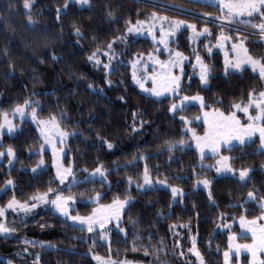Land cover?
I'll return each mask as SVG.
<instances>
[{
	"label": "trees",
	"instance_id": "trees-1",
	"mask_svg": "<svg viewBox=\"0 0 264 264\" xmlns=\"http://www.w3.org/2000/svg\"><path fill=\"white\" fill-rule=\"evenodd\" d=\"M164 1L184 5L195 14L165 9L153 3L156 0H90L85 7L71 2L65 7V0H32L30 9H24L23 0H0V112L11 114L15 104L27 98L39 102L40 118H47L52 113L59 117L61 112L64 113L62 127L76 133L68 139L64 161H71L76 177H82L84 169L90 171L98 163L109 169L107 183L81 180L68 187L59 185L50 165V154L40 151L42 140L36 128L27 119L16 120L18 130L13 135L3 134L0 137V148L6 149L11 145L16 153L11 167L7 164L6 155L0 161V189L7 179L14 181L0 195V206L13 195L23 201L49 187L64 194H74L76 206L72 211L80 214L90 211L93 203L86 202V199L97 192L102 193L101 202L116 196L123 198L125 194L132 197L120 222L125 231L121 232L116 225H111L107 243L100 240L99 230L93 236L86 230L72 227L49 206L38 207L26 216L9 212L6 223L17 231L8 236L0 235V262L3 264H7L8 260H12L13 264H37V256L38 264H96L92 257L94 254L104 259L110 257L114 261L126 258L139 264H159V261L197 264L195 255L188 251L192 245L190 235L196 237V247L205 264H223L229 231H237L239 226L233 223L230 229H226L219 225L234 222L241 213L248 219L260 216L258 200L243 201L250 188L257 190V197L264 195V168L260 167L264 163V154L258 151L259 139L255 137L244 144L223 149L233 158L230 161L233 167L249 166L253 169L246 184L234 176L215 177L212 167L216 157L200 158L197 150L188 145L189 133L180 120L181 115L187 116L189 127H195L201 133L203 125L194 122L201 115L200 104L188 105L174 115L168 112L171 98H153L131 82L130 61L134 59L133 54L155 52L153 42L145 37L129 35L125 41L114 45L118 55L112 61L114 71L107 77L112 81L111 85L105 83L102 65L96 67L87 60L97 45L104 47L113 36L124 32L126 20L134 24L138 19H148L155 11L206 22L199 19L198 13L214 8L195 0ZM108 11L113 12L115 19L107 16ZM28 15L33 17L31 25L27 22ZM73 22L81 27L82 36L73 34ZM217 27L213 30L217 31ZM244 34L250 36L245 41L250 54H264V43L259 36L255 37L250 32ZM172 44L190 57L199 53L211 68L205 86L197 77L188 75L182 83L181 95L199 93L211 106L204 110L220 108L225 113L234 111L230 107L234 101L246 102L249 90L258 93L264 89V81L249 68L225 74L221 53L208 54L203 45H198L192 52L186 31L179 33ZM54 55L59 59L54 60ZM101 59L107 62L106 57ZM9 63L14 71L9 68ZM90 83L94 90L88 88ZM134 111L138 114L135 120ZM141 120L146 123L141 124ZM134 124L135 132L131 130ZM184 133V147L177 145L169 153L163 142L178 140ZM98 134L110 140L113 148L108 149L98 139ZM141 155L146 159L140 160ZM41 158L45 167L33 173L32 167ZM145 165L153 179H163L181 188L182 198L171 203L168 190L155 187L143 191L129 185V176L133 181H141ZM202 177L211 180V200L202 188L194 186L195 181ZM221 213L225 214L224 220L219 218ZM185 222L188 227H179ZM173 224L177 227L170 229ZM246 239L247 236H238V240ZM24 240L42 243L25 244ZM133 245L136 246L135 251ZM144 248H148L150 253L156 248H163L164 251L145 255ZM181 251L184 252L183 257L179 255ZM231 264H237L235 256L231 257ZM239 264H249L247 254L240 256Z\"/></svg>",
	"mask_w": 264,
	"mask_h": 264
},
{
	"label": "snow or ice",
	"instance_id": "snow-or-ice-1",
	"mask_svg": "<svg viewBox=\"0 0 264 264\" xmlns=\"http://www.w3.org/2000/svg\"><path fill=\"white\" fill-rule=\"evenodd\" d=\"M71 2V0H65V7ZM199 2V0H197ZM220 5L221 14L216 17L217 20L221 21V34L217 35L216 41L218 47L223 50L224 41L232 40V37L223 35V27L224 22L226 21L229 25L232 23H240L245 25L246 27H251L257 31L251 33V35H259L261 39H264V0H210L209 4L206 6H215L216 3ZM76 4L80 5H88L90 0H75ZM32 6V0H23L24 9H30ZM226 10V11H225ZM258 15L259 23H254L253 18ZM107 16L115 19L113 12L108 11ZM204 16L210 17V13H204ZM247 16L249 19L244 20L243 17ZM60 18V9L57 10V19ZM149 21H152L151 23ZM27 22L29 25L33 24V17L31 15L27 16ZM160 23V34L159 37L155 35L154 29L155 24ZM167 23L169 25L168 29L164 28V24ZM126 27L124 32L120 35L113 36L110 40H108L107 44L104 47L97 45V47L87 56V60L89 62L94 63L96 67H100L102 65L103 70L105 72V83L111 85L112 81L107 77L114 71V66L112 65V61L117 59V52L115 50L114 45L118 41H125L126 37L136 33H143L144 28L143 25L147 24V34L152 37L153 42H157L164 46L163 51L169 53V59L166 61H160L155 58L152 52L147 53L149 59L152 63L159 64L160 68L163 69L162 73H158L153 69L151 73L147 72V65L143 60V53H134L130 63L132 64V80L135 84H137L145 93H150L152 96L161 97L165 94L172 96V103H170L168 107V112L175 113L177 111H181L183 108L187 107L190 102H198L200 104L201 111H203V115L205 117L204 123L206 125L205 132L203 136L197 135L195 130L192 128H187L189 124V118L187 116L181 115L180 120L183 121L184 126L187 128V132L192 134V139L195 141L196 148L203 158L205 155V149H209L214 156H218L219 158L216 161L215 170L218 174L222 173H232L235 177L238 173L239 181L246 184L247 177L250 172L253 171L249 166H242L240 168H235L230 163L233 159L230 156L220 155V151L223 147L231 148L233 141H239L241 144L250 140L251 137L258 133L260 140V148L258 151H261V154H264V89L260 90L258 93L254 90H249L247 102L243 100L234 101L230 107L231 109L238 110L243 112L247 117V123H241V120L237 117L235 111H228L227 113L220 110V108L212 109V120L208 119L210 113L208 111H204L205 108H209L211 106L205 103V99L199 93L188 96L181 95L182 89V79L181 74H177L173 72L174 68H179L181 73L183 71V61L187 60L182 52L176 51L169 48L170 37L175 34V32L181 28L183 25H187V28L191 30L193 36H200L202 34L209 32L208 27L205 25L197 31V26L192 23H188L185 20H179L174 18H169L167 16L159 15L157 12L153 11L151 16L147 20H137L135 24H133L130 20L125 21ZM72 32L77 37L82 36L81 27L75 22L72 23ZM192 37L190 36V39ZM247 36H241L240 30H237V35L235 40L232 43V51L236 53L235 59H228V53H225V61L224 68L225 74H228L229 69H234L236 71H241L244 65H248L255 72L258 70L260 79L264 81V54L261 56H254L250 54L249 49L245 46V41ZM208 51L211 52L212 49L208 48ZM106 57L107 62L101 59V57ZM54 60L59 59L55 55L52 57ZM140 66H143L145 69V75H138V69ZM194 67L199 68V79L201 84H206L210 75L211 68L210 66L204 62L199 53L195 54V64ZM9 68L13 69V65L9 63ZM14 71V69H13ZM151 79L152 88H147L145 86L144 80ZM89 89H93V85L90 83L88 85ZM121 100L124 97H120ZM220 103V101H217ZM255 105L256 114L252 115L249 112V108ZM40 110V105L38 101H33L31 99H24L22 103H17L11 109L12 113L19 114L21 118L30 115L33 122L37 124V130L40 133L41 138L45 141L46 144L52 147L53 151V166L56 171V179L59 180L60 184L63 185L65 181H69V186L72 184L78 183L73 165L71 162L67 165V167L63 165H57L56 157L58 153H63L64 142L69 136H73L76 133L67 131L62 127V120L64 118V113H60L59 117L52 113L47 118H40L38 116V111ZM133 119L135 120L138 115L137 112H133ZM198 119V118H197ZM146 123V121L141 120V124ZM7 126L8 132L13 133L17 127L13 123L12 120L8 118L7 112H0V128ZM133 132L136 131L135 124L132 129ZM186 133L182 134L181 138L175 141L165 140L163 143L167 148L169 153H172L173 150L179 145L181 148L186 144V140L183 138ZM59 136V143L61 147L59 149L55 146V137ZM98 139L102 140V143L106 145L108 149L113 148V143L107 138L100 137L98 134ZM41 150H43L44 145L41 144ZM32 149L29 148V152ZM7 156L9 167L12 166L16 159L15 149L9 145L6 149L0 148V157ZM140 160L146 159L145 156H139ZM171 159V157H170ZM44 164L43 158H41L38 164L32 167V172L35 173L39 169L40 165ZM204 167V165H201ZM261 168H264V163L261 164ZM85 173L88 172V169L83 170ZM109 169L103 167L102 164H97L94 169L91 170L89 174L93 178H99L101 182L107 180ZM195 174V173H194ZM89 175L85 176V181L89 179ZM71 177V180H69ZM180 177H177L179 179ZM129 185L132 184L133 178L131 176L127 177ZM5 186L13 185L14 181L9 178L5 182ZM156 183L167 185V181H157ZM202 184L205 189L209 188L211 184V180L208 178L198 179L196 181V185ZM195 186V185H194ZM152 187H154L153 181L151 179L149 169L147 165L143 170L142 174V183L137 182L136 188L138 190L148 191ZM172 197L175 198L178 195L182 196L183 191L177 185H170ZM49 193L52 196H49ZM81 195H83L81 193ZM102 193H95L94 196H90V202H97L101 198ZM132 197L128 194H125L123 198L120 196L114 197L110 204L107 205H99L98 208H93L92 212L88 215H80L79 213L73 215L72 214V205L75 201L74 194L65 195L62 191L58 189H54L49 187L46 191L40 192L37 191L30 195L26 200H18L15 195H13L8 201L5 202L2 206H0V234L5 236L10 235L17 231L15 227H9L6 223L5 216L6 213L11 210L16 213L18 216L20 214L27 215L31 213L34 209H36L41 204H51L55 211L60 213L62 217L65 218L66 221L72 222V227H79L81 231H87L88 233H92L95 236L97 228L100 230V237L103 239L108 231L110 230V225L112 221L116 222V227L119 231L124 232L125 229L120 227L121 222V211L125 209L126 205L131 201ZM209 199H212L211 192H209ZM253 200H258L260 207V216L259 219H264V195L257 197V190L255 188H250L246 196L243 197V201L245 203ZM243 205L241 204V207ZM247 209H245V212ZM158 215H163V213H158ZM221 220H224L225 214L221 213ZM258 218L248 219L244 213H241L239 216V222L241 229H247L248 232L252 233V243H244L239 244L235 243L237 239V234L235 232L229 231L228 235V249L224 251V264H229L230 255L234 249L235 257L237 264H239V259L241 255V250H247L250 259L249 264H264V259H261L260 256L264 255V226L256 227V221ZM222 228L230 229L231 222H224L219 225ZM44 227V225H41ZM177 225L173 224L170 226V229L176 228ZM179 227H188V223L185 222L180 224ZM174 235H179V233H174ZM190 240L192 241V246L188 249L189 252L193 253L199 264H204L203 257L199 250L196 247V237L190 235ZM241 238H243V233L241 234ZM23 243H42V242H33L24 240ZM95 243V240H94ZM177 246H180L179 240L176 241ZM54 247V246H51ZM133 250H136V246L133 245ZM26 252L27 249H24ZM91 251V249H90ZM145 255L159 253L164 251L163 248L153 249V253H150L148 248L143 249ZM181 257L184 256V252L181 251L179 253ZM93 259L97 260L99 264H134L133 261L124 260L114 261L111 258L103 259L98 255H93ZM37 264L39 261V256L36 257ZM157 260L159 261V256L157 255ZM3 264V262H0ZM7 264H13L12 260H8ZM159 264H166L165 261H159Z\"/></svg>",
	"mask_w": 264,
	"mask_h": 264
},
{
	"label": "rangeland",
	"instance_id": "rangeland-1",
	"mask_svg": "<svg viewBox=\"0 0 264 264\" xmlns=\"http://www.w3.org/2000/svg\"><path fill=\"white\" fill-rule=\"evenodd\" d=\"M157 2H153V3H155V4H157L158 6H161V7H164L165 9H168V10H174V11H176V12H186V13H190V14H192V15H194L195 13L194 12H192V11H188L187 10V8L186 7H184V5H180V4H171V3H168L167 1H164V0H156ZM195 1H197V0H195ZM199 2H204V3H207V4H209V2H210V0H199ZM71 3H75V0H71ZM76 4V3H75ZM79 7H85V6H88V5H80V4H77ZM226 11V10H225ZM158 13V12H157ZM204 13H210L211 14V16L210 17H208V16H204ZM159 15H163V16H167V17H169V18H174V19H179V20H185V21H187L188 23H192V24H195L196 26H197V31L200 29V28H202V27H204L205 25L208 27V29H209V32L211 33V35H209L208 33H205V34H202V35H200V36H198V37H196V36H193L192 35V32H191V30L190 29H188L187 28V25L185 24V25H183V26H181V28L180 29H178L176 32H175V34H173L171 37H170V41H169V48L170 49H173V50H176V51H180V52H182L186 57H188V59L187 60H185V61H183V71H182V73H181V70L179 69V68H174L173 69V72H175V73H177V74H181V79H182V81H183V79H184V77L186 76V75H188V77H191V76H194V77H197L198 79H199V75H198V73H199V68L198 67H194V64H195V54H193L191 57L188 55V54H186V53H184L182 50H180V49H178V48H176V47H174L173 46V42H175L176 41V36L179 34V33H181L182 31H186L187 32V38H188V43H189V46H190V48H192L193 50H192V52H194V51H196V49L198 48V45H203L204 47H206L205 49H206V51H207V53L208 54H211L212 52H219V53H221L222 54V58H223V64H224V61H225V53L227 52L228 53V59H230V60H234L235 59V56H236V53H234L233 51H232V43H233V41L235 40V38H236V35H237V30L239 29L240 30V34H241V36H245L246 34H244L245 32H250V33H252V32H254V31H257V30H247L244 26L245 25H243V24H240V23H238V22H236V23H232L231 25H229L226 21L224 22V27H223V35H225V36H229V37H232V40H229V41H224L223 43H224V47H223V50L220 48V47H218V46H216L217 45V41H216V37H217V35H220L221 34V27H220V25H221V21L220 20H217L216 19V17L217 16H219L220 14H221V12H220V5H219V3L217 2L216 4H215V6H214V8H213V10H212V8H210V10H200V12L198 13V17H199V19H201V20H203V21H206V22H198V21H191V20H189V19H185V18H181V17H177V16H175V15H172V14H170V13H167V12H162V13H158ZM243 19L244 20H247V19H249V17H247V16H244L243 17ZM145 20H147V19H145ZM143 21V20H142ZM150 23L152 22V21H149ZM253 22L254 23H259L260 22V20H259V16L258 15H256L254 18H253ZM135 24V23H134ZM212 24H214V26L212 25ZM219 26V27H217V26ZM160 23H156L155 24V29H154V32H155V35L157 36V37H159V34H160ZM164 28L165 29H168V27H169V25L167 24V23H165L164 25ZM147 24H145V25H143V28H144V31H143V33H139V34H136V33H133V34H131L133 37H145V38H148L151 42H153V40H152V37L151 36H149L148 34H147ZM213 27L215 28V27H217V31H214L213 30ZM243 31V32H242ZM242 32V33H241ZM190 36L192 37L191 39H190ZM247 36V38L248 37H250L249 35H246ZM255 37L256 36H259L258 34L257 35H254ZM258 40V39H257ZM259 40L260 41H262L263 43H264V39H261L260 37H259ZM154 43V42H153ZM155 45H156V50H155V52H152V54H153V56L155 57V58H157V59H159L160 61H166V60H168L169 59V53L168 52H165V51H163V48H164V46L163 45H161V44H159L158 43V41L157 42H155L154 43ZM245 46H246V43H245ZM247 47V46H246ZM208 48H211L212 49V51L211 52H209L208 51ZM202 58V57H201ZM203 59V58H202ZM143 60H144V62L146 63V65H147V72L148 73H151L152 71H153V69H155V71L156 72H158V73H162L163 72V69H161L160 68V65L159 64H153L152 63V61L149 59V57H148V55L147 54H144V56H143ZM244 68H249V69H251V71L252 72H254L253 70H252V68L250 67V66H248V65H244V67H243V69ZM132 71H133V68H132V64L130 63V77H131V82L142 92V93H144V94H146V95H148V96H151V97H153V98H156V99H160V98H164V97H169V98H171L172 99V96H170V95H168V94H165V95H163V96H161V97H155V96H152L150 93H145L137 84H135L134 82H133V80H132ZM224 71H225V68H224ZM234 71H236V70H234V69H229L228 70V72H234ZM254 73H256V74H258L259 75V72H258V70L257 71H255ZM138 75H141V76H143V75H145V69H144V67L143 66H140L139 67V69H138ZM190 78H188L187 79V81L189 80ZM200 80V79H199ZM144 83H145V86L147 87V88H152V82H151V79H147V80H144ZM201 83V82H200ZM202 85V84H201ZM206 84H203L202 86H205ZM189 96H192V95H189ZM247 102V101H246ZM193 104H199L198 102H195V101H193V102H190L189 103V105H193ZM235 112H236V114L238 115V114H240V116H241V118H242V120H243V122H248L247 121V117L245 116V114L243 113V112H240V111H238V110H234ZM249 112H250V114H252V115H255L256 114V108H255V105H252L250 108H249ZM203 113V112H202ZM201 113V114H202ZM239 116V115H238ZM8 118L10 119V120H12L13 121V123L15 124V125H17V127H16V129H15V131L13 132V133H9L8 132V129H7V126L5 125L3 128H0V137L3 135V134H8V135H13L17 130H18V128H19V125H18V123L16 122V120H18V121H22V120H25V119H27V120H29L33 125H34V127L36 128V130H37V124L35 123V122H33V120H32V118H31V116L30 115H27V116H25V117H23V118H21L20 116H19V114H14V113H11V114H9L8 115ZM198 118V119H197ZM212 118L213 117H209L208 119L211 121L212 120ZM194 118H192L191 120H193ZM241 120V119H240ZM194 122H196L197 124H202L203 125V131L200 133V132H198L196 129H195V127H192V129H194L195 130V132H196V134L197 135H200V136H203L204 135V132H205V128H206V125H205V123H204V121H203V119H202V115L201 116H198V117H196L195 119H194ZM189 124H190V121H189ZM189 124L187 125V128H191V127H189ZM187 128L185 127V130L187 131ZM37 132H38V135H39V137H40V139L42 140V144L44 145V147H43V150H41V148H40V151H41V153H44L45 151H47L49 154H50V165H51V167H52V170H53V172H54V176L56 177V171H55V168H54V166H53V160H54V156H53V151H52V147L50 146V145H48V144H46L45 143V141L41 138V136H40V133H39V131L37 130ZM189 133V132H188ZM70 137V136H69ZM69 137L65 140V142H64V145H63V148H64V151H63V153H58V155H57V157L55 158L56 159V162H57V165L59 166V165H63V166H65V167H67V165L69 164V162L68 163H66L65 161H64V158H65V156H66V153H67V142H68V139H69ZM257 137H259V136H257ZM59 136H56L55 137V141H56V143H55V146H56V148L57 149H59L60 147H61V145H60V143H59ZM189 140H190V143L188 144V145H191V146H193V147H195V149L197 150V148H196V144H195V141L192 139V134L191 133H189ZM236 144H239L238 143V141H233L232 142V145L233 146H235ZM232 146V147H233ZM198 151V150H197ZM220 155H225V156H229V154L228 153H225L224 151H223V149H221V151H220ZM199 156H200V158L201 159H204L205 157H216L215 158V161H214V165H213V173H214V176L215 177H221V176H233V174L232 173H222V174H218L217 172H216V170H215V166H216V161H217V159L219 158L218 156H214L213 155V153L209 150V149H205V155H204V157L202 158L201 157V155H200V153H199ZM2 158L3 157H0V161H2ZM71 162V161H70ZM7 164H8V162H7ZM9 166V165H8ZM43 167H45V163L43 164V165H40V167L39 168H43ZM94 169V168H93ZM92 170V169H91ZM91 170L90 171H88L87 173H85L82 177H76L77 178V181L79 182V181H81V180H85L84 178H85V176L86 175H89L90 173H91ZM142 174H143V172H142ZM235 177H237L238 179H239V176H238V173L236 174V176ZM202 178H206V177H202ZM202 178H198V179H202ZM151 179H152V181H153V184H154V187H152V188H155V187H157V188H161V189H165V190H168L169 192H170V194H171V189H170V184H168V182H167V185H164V184H159V183H156L157 181H163V179H153L152 177H151ZM197 179V180H198ZM57 180V179H56ZM69 180H71V177H69ZM88 180H99V181H101L99 178H93V177H91L90 175H89V179ZM196 180V181H197ZM58 181V183H59V185H61L60 184V182H59V180H57ZM196 181H195V187L196 188H202L206 193H208L209 194V190H210V185H209V188L208 189H205L204 188V186L202 185V184H200V185H196ZM106 183L108 182L107 180L105 181ZM141 183H142V176H141V181H140ZM136 181H133L132 182V184L131 185H133L135 188H136ZM72 185H74V184H72ZM71 185V186H72ZM12 185H8V186H3L1 189H0V195L3 193V191L4 190H6L7 188H10ZM62 186H66V187H68L69 186V181H65V183L62 185ZM137 189V188H136ZM138 190V189H137ZM65 195H68V194H65ZM95 194H93L92 196H94ZM49 196L51 197L52 196V194L51 193H49ZM183 196V195H182ZM182 196H180V195H178L177 197H175V198H173L172 197V194H171V203H176L179 199H181L182 198ZM113 200V199H112ZM112 200H110V201H104V202H101L100 201V199H99V201H98V203L97 202H90V200H89V198L88 199H86V202H88V203H93V205L91 206V209H90V211L89 212H87V213H85V214H80V215H88V214H90L91 212H92V209L93 208H98V206L99 205H107V204H110L111 203V201ZM128 205V204H127ZM126 205V206H127ZM50 207L51 208V210L55 213V214H57L58 216H60V217H62L61 215H60V213H58V212H56L55 211V209H54V207L49 203V204H41V205H39L38 207ZM75 206H76V201H74V203H73V205H72V209H71V211L75 208ZM37 207V208H38ZM126 208V207H125ZM36 209H34L33 211H35ZM124 210L125 209H123L122 211H121V218H122V215H123V212H124ZM32 211V212H33ZM9 212H12L11 210H9L7 213H6V216H7V214L9 213ZM14 213V212H13ZM16 214V213H15ZM72 214L73 215H75V214H77V213H74L73 211H72ZM17 215V214H16ZM20 215H22V216H26V215H23V214H20ZM6 216H5V220H6ZM63 219H65L64 217H62ZM71 225H72V222L71 221H68ZM233 223H236L238 226H239V230H237V231H231V232H235L236 234H237V239H236V241H235V243H239V244H244V243H252V233L251 232H248L247 231V229H241V227H240V222H239V218L237 219V220H235L234 222H232L231 223V226L233 225ZM111 225H116V222L115 221H112L111 222ZM110 225V226H111ZM109 226V227H110ZM259 226H264V219H257V221H256V227L257 228H259ZM77 228H79V227H77ZM97 230H99L98 228H97ZM100 231V230H99ZM109 231H108V233H107V235L103 238V239H101V237H100V240L102 241V242H104V243H107L108 241H109ZM243 233V236H247L248 237V239H246V240H238V236L239 235H241ZM0 235H3V234H0ZM229 243V242H228ZM192 246V245H191ZM243 254H247V256H248V261H249V259H250V256H249V254H248V252H247V250H241V255H243ZM240 255V256H241ZM232 256H235V251H234V249H233V251H232V253H231V255H230V259H229V264H231V257ZM93 257V256H92ZM195 258H196V262H197V264H199V261L197 260V257L195 256ZM260 258L261 259H264V255H261L260 256ZM104 259V258H103ZM204 260V259H203ZM94 261H95V263L96 264H99V262L97 261V260H95L94 259ZM134 264H139V263H134ZM204 264H205V261H204ZM223 264H224V256H223Z\"/></svg>",
	"mask_w": 264,
	"mask_h": 264
},
{
	"label": "crops",
	"instance_id": "crops-1",
	"mask_svg": "<svg viewBox=\"0 0 264 264\" xmlns=\"http://www.w3.org/2000/svg\"><path fill=\"white\" fill-rule=\"evenodd\" d=\"M204 111H208L209 113H210V115H209V117H212V115H211V113H212V109H207V110H204ZM203 112V111H202ZM201 112V113H202ZM202 115V119H203V121H204V119H205V117H204V115H203V113L201 114ZM200 115V116H201ZM208 117V118H209ZM238 117V116H237ZM239 118V117H238ZM240 119V118H239ZM241 123H243L242 121H241ZM257 136H259V134L258 133H256V134H254L252 137H251V139L250 140H247V142H249V141H251V140H253L255 137H257ZM258 139H259V137H257ZM238 143L239 144H241L239 141H238ZM239 144H236V145H239ZM233 146V145H232ZM195 148V147H194ZM225 148H227V147H223L222 149H225ZM259 148H260V140H259ZM198 152V151H197ZM198 154H199V152H198Z\"/></svg>",
	"mask_w": 264,
	"mask_h": 264
}]
</instances>
